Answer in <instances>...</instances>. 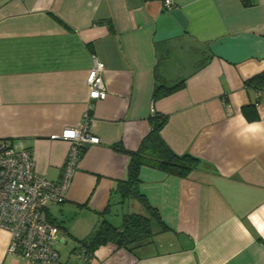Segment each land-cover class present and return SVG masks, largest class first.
<instances>
[{
  "label": "crops",
  "instance_id": "crops-1",
  "mask_svg": "<svg viewBox=\"0 0 264 264\" xmlns=\"http://www.w3.org/2000/svg\"><path fill=\"white\" fill-rule=\"evenodd\" d=\"M0 0V140L30 151L37 175L58 182L69 151L60 136L85 122L87 144L61 202L59 264H264V0ZM104 66V100L86 78ZM162 81L184 87L155 97ZM151 108L154 112H151ZM156 116L159 136L198 165L186 176L143 165L138 189L158 211L150 242L104 244L78 256L102 221L120 227L118 183ZM0 264H30L8 254ZM85 251V250H84ZM86 254V251L84 252Z\"/></svg>",
  "mask_w": 264,
  "mask_h": 264
},
{
  "label": "built area",
  "instance_id": "built-area-1",
  "mask_svg": "<svg viewBox=\"0 0 264 264\" xmlns=\"http://www.w3.org/2000/svg\"><path fill=\"white\" fill-rule=\"evenodd\" d=\"M164 6L170 8L172 2L165 0ZM103 70V64L94 60L86 78L92 100L106 98ZM151 112H154L153 108ZM84 119L79 126L66 128L60 136H52L68 141L70 145L58 182L36 174L30 151L0 140V228L10 234L8 254L30 264H59L55 244L60 229L48 220L47 204L64 199L85 146L99 143L98 138L87 130L88 113L84 114ZM84 250L80 249L78 256L86 259Z\"/></svg>",
  "mask_w": 264,
  "mask_h": 264
},
{
  "label": "trees",
  "instance_id": "trees-1",
  "mask_svg": "<svg viewBox=\"0 0 264 264\" xmlns=\"http://www.w3.org/2000/svg\"><path fill=\"white\" fill-rule=\"evenodd\" d=\"M246 86L260 90L264 84V75H256L246 81ZM184 87V81L166 85L160 81L155 87V97H166ZM151 132L142 142L139 150L130 154L127 167V177L118 183V191L123 199H136L145 209V214L126 213L123 215L120 227H114L107 221H102L99 228L90 237L81 242L80 248H85L86 255L93 253L98 247L112 243L118 248L128 251L145 245L153 237L154 225L161 222L158 211L153 208L146 197L139 192V172L143 165L163 170L169 174L186 176L198 165V160L191 155H178L171 151L159 136V131L166 122V117L156 116Z\"/></svg>",
  "mask_w": 264,
  "mask_h": 264
},
{
  "label": "rangeland",
  "instance_id": "rangeland-1",
  "mask_svg": "<svg viewBox=\"0 0 264 264\" xmlns=\"http://www.w3.org/2000/svg\"><path fill=\"white\" fill-rule=\"evenodd\" d=\"M133 206L134 204L131 203L130 200L125 201V204H124L125 213H137L136 209Z\"/></svg>",
  "mask_w": 264,
  "mask_h": 264
}]
</instances>
